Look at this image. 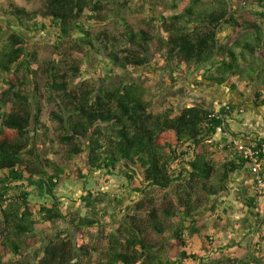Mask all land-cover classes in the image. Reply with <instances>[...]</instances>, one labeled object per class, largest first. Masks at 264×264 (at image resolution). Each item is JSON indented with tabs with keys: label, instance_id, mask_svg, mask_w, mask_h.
<instances>
[{
	"label": "trees",
	"instance_id": "16d2710c",
	"mask_svg": "<svg viewBox=\"0 0 264 264\" xmlns=\"http://www.w3.org/2000/svg\"><path fill=\"white\" fill-rule=\"evenodd\" d=\"M41 1L33 11L13 1L1 9L0 264H264V193L254 183L247 205L259 223L251 237L222 246L201 223L204 210L217 215L223 207L229 215L234 209L221 198L231 191L232 175L252 173L235 142L264 147V137L251 140L230 127L238 107L217 110L193 100L157 111L146 99L149 84L115 83L108 75L92 81L91 72L81 69L92 52L124 70L160 59L170 74L205 69L204 81L233 93L237 81L245 89L254 86L260 108L264 0H170L171 10L183 8L168 17L154 16L160 6L143 0L152 14L140 29L122 16L140 0ZM113 17L124 31L93 32ZM48 30H55V51L41 62L32 37ZM226 31L231 34L222 39ZM249 70L260 74L250 76ZM47 104L56 108L50 116L55 133L43 121ZM82 156L90 172L116 178L123 188L139 179L142 188L132 190L141 196L125 205L122 193L89 188V175L76 163ZM73 177L83 181L84 193L81 206L66 212L58 187ZM154 188L173 190L176 198L162 214L155 202L150 207L143 200ZM168 228L163 248L147 241L148 229L165 236ZM193 237L202 240L198 252L190 248ZM230 251L235 255H226Z\"/></svg>",
	"mask_w": 264,
	"mask_h": 264
},
{
	"label": "rangeland",
	"instance_id": "374dc122",
	"mask_svg": "<svg viewBox=\"0 0 264 264\" xmlns=\"http://www.w3.org/2000/svg\"><path fill=\"white\" fill-rule=\"evenodd\" d=\"M9 1H13L19 7L26 8L29 11L39 9L42 6L41 0H1L0 17H3L5 15V12L1 9H7V3ZM154 3L160 6L159 9H156V7H154L156 9L154 12V16L163 14L168 17L180 13L183 8L180 4L177 10H171L168 6L170 0H154ZM235 9L238 8L235 7ZM150 14H152V12L150 11L149 7L144 4L143 0H140L136 4H134L129 11H127L126 13L123 12L122 16L126 18L128 24L131 27L140 29L147 28L146 23L150 17ZM118 18L120 19L121 17ZM105 28L110 30L112 33L117 34L118 32L124 31L126 25H121V23H119V20L113 17L104 25H100L98 23L95 24L93 32L97 33L98 31ZM229 34L231 33L226 31L223 32L220 36L222 39H226V36ZM54 37L55 30H48L44 33L34 35L32 37L40 53L39 58L41 62L49 60L52 57L55 51ZM258 63H260L262 66L264 65V62L259 61ZM163 65L164 62L158 59L156 61H153L151 65L143 68L124 70L115 67L113 64H110L104 57H100L98 54L92 52L89 55L88 59L81 64V69L86 72H91V74L88 76L92 81H96L97 77L99 76L106 78L108 75L114 78L113 82L115 83L124 80L127 82L149 84L151 88L146 99L153 102V108L157 111L164 110L165 108H168L172 105L181 106L184 104H188L193 100H200L202 102H206L207 104H212L211 107H216V103L219 104L220 102H227V99L230 98L231 94H233L227 87L218 86L217 84H209L208 82L204 81L203 74L205 73V69L191 74H182L180 71L176 74H170L169 72L161 69V66ZM248 73L250 74V76H258L260 74V72H254L253 70H249ZM40 83L42 89H44L45 79L42 78L40 80ZM71 83V87L74 88L78 84V81L75 80ZM236 83L241 85L239 81H237ZM242 83L245 84L244 82ZM243 91H245L247 96V92L249 90L244 89ZM250 96L251 94L248 96L247 100H250ZM53 111H56V108L53 105L47 104L43 121L48 127L51 128L52 132L55 133L56 125L50 120V116ZM236 118L238 119V121L231 120L229 121V124L232 130L239 132L243 128V126L241 125L242 118H240L239 115H237ZM76 163L81 169H83L86 175H89V188L107 192L112 196H120L119 194L122 193L127 200L125 205H128L131 200L136 199L137 197L139 198L141 196L139 192L135 193L132 190L134 188H142L141 183L138 181L139 179L137 180L135 185L133 184V186L131 187L123 188L122 182L118 181V179L116 178H110L107 180V178L103 177L99 172H90V168H88V166L86 165L85 156L77 158ZM82 186L83 181L76 177H73L71 179H63L59 184L58 192L66 197L63 200L64 210L66 212L76 210L81 206L80 197L84 193ZM229 186L231 188V191L227 194H224L221 200H229L227 205H230L234 210L229 215H224L223 207L219 209L217 215L211 214L209 210H204L201 216V223L207 225V233L210 234L222 246L228 244L235 245L237 242L242 243L244 240H242V232L248 229L251 237L253 229H255L258 226L257 223H259V218L253 216L252 219L248 220L250 221L249 223L242 220L243 216L238 210L241 208V204L243 205L242 201L244 200V196L238 194L239 191L237 189L235 190V185L231 184V182ZM201 197L203 200L207 199L203 195ZM143 198L144 203L150 207H152V204L155 202V207L160 212V214H162V210L166 209L171 204L176 202L173 190H162L159 188L148 189ZM218 216L221 218V220ZM165 219L164 221L167 222L166 226L171 227L172 222L170 221V219H167L166 217ZM52 229V232L57 231V226L54 225ZM167 230L168 231L166 235L163 236L157 234L151 229H148L145 237L147 238V241L157 244L160 248H163L167 245V242L170 239L169 235L171 233V230L170 228H168ZM249 232H246V234H249ZM201 241L202 240L200 237L190 238V248L194 252H198L202 247ZM255 241L256 239L253 238L252 242ZM230 254L233 256L235 255L232 251H230V253L226 252V255L230 256ZM244 254L245 251H242L239 254V257H243ZM215 257H220V254H216ZM26 260H32V257L28 256Z\"/></svg>",
	"mask_w": 264,
	"mask_h": 264
},
{
	"label": "crops",
	"instance_id": "0c3cea01",
	"mask_svg": "<svg viewBox=\"0 0 264 264\" xmlns=\"http://www.w3.org/2000/svg\"><path fill=\"white\" fill-rule=\"evenodd\" d=\"M240 84L241 85L238 84V89H239L238 92H235V93L232 92L233 94L230 95V98L227 99V102H224V103L220 102L219 104L216 103L215 108L219 110L221 106L228 105V104H233L237 106L238 109L240 110V112H238V115L240 116V118H242L241 125L243 126V128L241 131L249 134L250 136L249 138L251 140H258V138L264 137V106L258 108L254 105V90L253 89H256V88L250 85V88L248 89L249 91L247 92L248 95L246 96L245 91H243L245 89L244 84L243 83H240ZM250 94H251L250 100H247ZM208 105L211 107L212 104H208ZM221 153L223 152L221 151ZM253 183H254V176L248 170H242L232 175L231 184L235 185V190L237 189L239 191L238 194H241L242 196H244V200L242 201L243 205L241 204V208L238 211L241 212L243 216L242 220H244L245 222L246 221L248 222L249 219H252L251 209L248 208L247 204H249L248 202V198L250 195L249 192L252 191ZM261 204L264 205V198H262ZM248 228H249V225H248ZM246 232H249L248 229L242 232L243 233L241 235L242 240L244 239Z\"/></svg>",
	"mask_w": 264,
	"mask_h": 264
},
{
	"label": "built area",
	"instance_id": "2783aa9c",
	"mask_svg": "<svg viewBox=\"0 0 264 264\" xmlns=\"http://www.w3.org/2000/svg\"><path fill=\"white\" fill-rule=\"evenodd\" d=\"M221 132V129H219ZM235 145L241 151L245 158L250 161L249 168L254 176V189L258 190L259 193H264V176L262 173L264 166V147L254 148L255 145L251 147L249 144H241L235 142Z\"/></svg>",
	"mask_w": 264,
	"mask_h": 264
},
{
	"label": "flooded vegetation",
	"instance_id": "af4514ba",
	"mask_svg": "<svg viewBox=\"0 0 264 264\" xmlns=\"http://www.w3.org/2000/svg\"><path fill=\"white\" fill-rule=\"evenodd\" d=\"M250 233V232H249Z\"/></svg>",
	"mask_w": 264,
	"mask_h": 264
}]
</instances>
